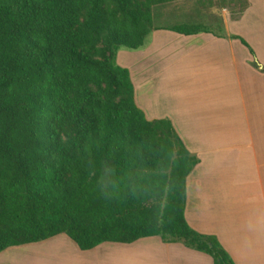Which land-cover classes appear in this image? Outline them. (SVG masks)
<instances>
[{
  "label": "trees",
  "instance_id": "16d2710c",
  "mask_svg": "<svg viewBox=\"0 0 264 264\" xmlns=\"http://www.w3.org/2000/svg\"><path fill=\"white\" fill-rule=\"evenodd\" d=\"M173 1L0 0V252L62 233L84 250L160 236L235 264L186 219L198 157L170 119L146 117L117 62L154 30H210L156 26L153 7Z\"/></svg>",
  "mask_w": 264,
  "mask_h": 264
},
{
  "label": "crops",
  "instance_id": "0c3cea01",
  "mask_svg": "<svg viewBox=\"0 0 264 264\" xmlns=\"http://www.w3.org/2000/svg\"><path fill=\"white\" fill-rule=\"evenodd\" d=\"M255 1L248 0L239 18L225 15L223 32L157 29L143 48L122 52L127 66L118 53L146 117L170 119L199 159L187 179L188 223L216 235L235 264H264V4ZM0 264L215 263L160 236L84 250L62 233L9 247Z\"/></svg>",
  "mask_w": 264,
  "mask_h": 264
},
{
  "label": "rangeland",
  "instance_id": "374dc122",
  "mask_svg": "<svg viewBox=\"0 0 264 264\" xmlns=\"http://www.w3.org/2000/svg\"><path fill=\"white\" fill-rule=\"evenodd\" d=\"M247 3L248 0H176L170 3L160 4L153 7L154 23L156 26L164 27L183 23L203 24L205 26H208L211 30L223 32L224 28L222 27V25H224V16L233 14V17L235 19L239 18L241 13L247 7ZM263 4L264 2L262 0L260 6L261 8ZM242 27L244 29L245 27H248L247 22L239 26L237 25L236 29ZM166 36L167 35H165L164 37ZM152 38L153 37L151 34V36L148 38L147 43H150L152 41ZM237 39L241 40L240 38ZM134 51L128 49L120 50L119 58L121 57L120 61L122 65L125 66V64L127 63L124 62L121 56L122 52L133 53ZM117 62L119 63L118 55Z\"/></svg>",
  "mask_w": 264,
  "mask_h": 264
}]
</instances>
